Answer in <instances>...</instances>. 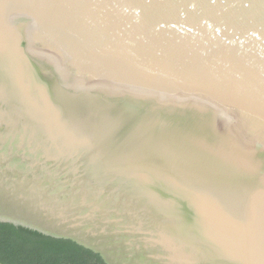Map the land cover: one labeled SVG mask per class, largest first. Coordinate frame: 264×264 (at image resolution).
Masks as SVG:
<instances>
[{"label": "water", "instance_id": "water-1", "mask_svg": "<svg viewBox=\"0 0 264 264\" xmlns=\"http://www.w3.org/2000/svg\"><path fill=\"white\" fill-rule=\"evenodd\" d=\"M0 221L264 264V0H0Z\"/></svg>", "mask_w": 264, "mask_h": 264}, {"label": "trees", "instance_id": "trees-1", "mask_svg": "<svg viewBox=\"0 0 264 264\" xmlns=\"http://www.w3.org/2000/svg\"><path fill=\"white\" fill-rule=\"evenodd\" d=\"M2 264H107L102 256L68 239L0 221Z\"/></svg>", "mask_w": 264, "mask_h": 264}]
</instances>
